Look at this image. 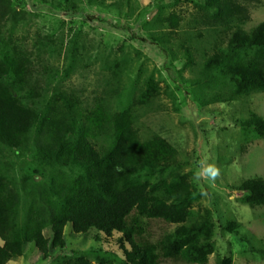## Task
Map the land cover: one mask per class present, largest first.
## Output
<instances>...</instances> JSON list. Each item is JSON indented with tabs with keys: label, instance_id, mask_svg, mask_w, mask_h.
Segmentation results:
<instances>
[{
	"label": "trees",
	"instance_id": "obj_1",
	"mask_svg": "<svg viewBox=\"0 0 264 264\" xmlns=\"http://www.w3.org/2000/svg\"><path fill=\"white\" fill-rule=\"evenodd\" d=\"M40 1L61 7V0ZM15 3L0 0V156L9 162H0V264L22 257L27 243L49 264L208 263L216 249V222L213 212L195 216L193 203L200 194L190 175L174 172L151 178L182 164L179 150L168 139L160 134L143 139L136 126L137 105H146L157 89L153 78L148 76L141 85L139 101L134 94L138 83L132 82L130 93H118L114 102L112 88L87 104L79 89L63 84L81 62L76 43L71 41L61 76L48 64L39 71L40 60L36 63L20 44L9 42L5 21L12 14L17 20ZM201 9L217 24L213 28L231 31L226 46L215 44L212 53L202 56L201 77L182 78L195 64L197 51L190 42L202 37L187 29L175 44L173 34L184 26L182 15H158L142 25L146 37L137 39L174 59L184 57L179 77L185 83L223 77L219 90L201 99L204 105L264 92V20L246 31L241 24L249 11L243 0H204ZM127 62L126 57L104 61L118 87ZM236 123L264 138L263 115L251 112ZM232 190L242 194L244 203L264 206V177H249ZM67 226L73 236H89L100 246L63 253ZM240 227L235 219L219 225L234 234ZM110 240L118 250L103 245ZM258 250L264 253V247ZM233 262L231 255L217 259V264Z\"/></svg>",
	"mask_w": 264,
	"mask_h": 264
},
{
	"label": "rangeland",
	"instance_id": "obj_2",
	"mask_svg": "<svg viewBox=\"0 0 264 264\" xmlns=\"http://www.w3.org/2000/svg\"><path fill=\"white\" fill-rule=\"evenodd\" d=\"M12 1L20 5L15 3L17 20L14 22L12 14L5 21V30H10L8 40L20 44L35 62L40 60L39 71L42 65L48 64L51 69H58L61 76L65 75L71 41L80 48L81 62L63 84L79 89L87 104L92 103L95 95L112 88H115L111 93L114 102L118 93L119 96L130 93L132 82L138 83L134 94L139 101L141 85L148 76L153 78L157 89L146 105H137L136 126L143 139L154 134L168 139L179 150L182 164L162 173L157 171L151 178L168 177L174 172L190 175L193 188L200 194L193 203L195 216L213 212L216 222V249L206 264H217L218 258L228 255L233 257V264H264V253L258 250L264 247V206L252 207L243 202L240 192L232 190L233 185L249 177H264V138H256L252 130L244 131L236 123L249 118L251 112L264 116V92H253L231 103L204 105L201 99H209L218 91L223 77L185 83L179 77L184 57L174 59L151 42L137 39L138 35L146 37L142 25H149L158 15L163 17L173 12L182 15L184 26L173 34L175 44H180L187 29L193 36L196 32L202 35L190 42L197 51L195 64L184 70L182 78L201 77L202 56L212 53L215 44L226 46L231 34L221 26L212 27L217 24L201 9L204 0H61L60 8L40 0ZM243 3L249 13L241 26L249 31L264 20V0H243ZM176 52L179 51L176 49ZM121 57L127 58L128 65L123 66L118 87L104 61L112 63ZM0 162L9 163L1 156ZM17 164L11 165L18 172ZM208 165H215L220 170L219 176L215 180L207 174L197 178V172ZM234 219L240 223L239 234L219 228L220 224ZM65 232L67 247L63 253L89 251L100 246L89 236H73L70 226ZM46 234L50 236L48 230ZM103 245L119 249L111 240ZM7 264L49 262L40 257L34 244L27 243L25 254Z\"/></svg>",
	"mask_w": 264,
	"mask_h": 264
},
{
	"label": "clouds",
	"instance_id": "obj_3",
	"mask_svg": "<svg viewBox=\"0 0 264 264\" xmlns=\"http://www.w3.org/2000/svg\"><path fill=\"white\" fill-rule=\"evenodd\" d=\"M205 174H207L208 178L215 180L219 176L220 170L215 165H208L206 168L198 171L196 175L197 178H202Z\"/></svg>",
	"mask_w": 264,
	"mask_h": 264
}]
</instances>
